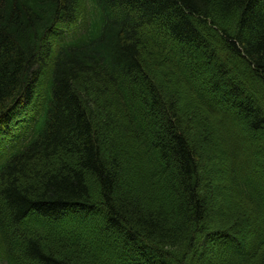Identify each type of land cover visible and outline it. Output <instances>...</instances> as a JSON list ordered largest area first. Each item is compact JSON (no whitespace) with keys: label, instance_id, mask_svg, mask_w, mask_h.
Masks as SVG:
<instances>
[{"label":"trees","instance_id":"trees-1","mask_svg":"<svg viewBox=\"0 0 264 264\" xmlns=\"http://www.w3.org/2000/svg\"><path fill=\"white\" fill-rule=\"evenodd\" d=\"M22 105L0 264H264V151L224 128L264 132V1L0 0V130Z\"/></svg>","mask_w":264,"mask_h":264},{"label":"rangeland","instance_id":"rangeland-1","mask_svg":"<svg viewBox=\"0 0 264 264\" xmlns=\"http://www.w3.org/2000/svg\"><path fill=\"white\" fill-rule=\"evenodd\" d=\"M261 4L264 0H257ZM190 57V56H189ZM198 69L201 70L202 73H205L209 71L210 66L207 64H199L197 65ZM209 80V84L214 87V82L210 78V76H207ZM234 104V103H233ZM26 108L24 105L20 106L16 111L12 113V122L9 126V129L6 132H3L0 130V148H4L5 146L7 148L10 147L14 143L12 141L13 138H11L14 134H18L19 131V125L21 128V125L23 126L24 123L30 118L31 112L25 110ZM11 115V114H10ZM237 119L236 121L233 120L230 117H226L225 122L226 125H224L225 130L230 133L232 136L234 147L236 150L240 151L243 155L242 158L245 161L254 159L257 154L264 151V132L260 135H252L248 131V129ZM211 145L217 150L218 153L220 151L217 147L214 146L212 142V138L210 139ZM1 150V149H0ZM224 163L221 162V160L216 161V164L214 165L215 173H214V181H213V190L217 193L223 194V207L217 205V214L225 218L227 215H232L236 212L235 207L232 205V203L229 200V196L227 195V182L225 180V176L223 175L222 168ZM205 185H208L207 182ZM195 264H200L199 261H196ZM206 264H210L207 262Z\"/></svg>","mask_w":264,"mask_h":264}]
</instances>
